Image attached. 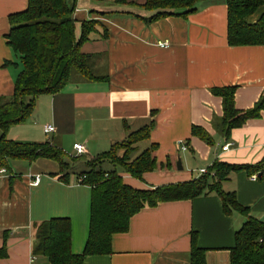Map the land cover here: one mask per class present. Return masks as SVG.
Masks as SVG:
<instances>
[{"label": "crops", "instance_id": "1", "mask_svg": "<svg viewBox=\"0 0 264 264\" xmlns=\"http://www.w3.org/2000/svg\"><path fill=\"white\" fill-rule=\"evenodd\" d=\"M139 1V5L130 4L137 10L127 12L108 10L111 4L118 5L117 0H110L108 7L78 0L76 38L81 36L83 21L101 23L82 52L100 55L97 71L108 76V81L74 80L56 95L39 96L32 115L12 126L8 139L23 144L52 142L69 163L76 157L72 156L74 145L82 144L87 153L81 158L86 157L84 166H88L125 142L130 133L155 121L150 138L143 142L149 141V148L158 144L155 156L160 168L142 180L118 168L124 182L135 189L191 181L216 162H261L264 112L233 130L226 141L214 129L223 106L212 90L235 86L236 108H253L264 97V46L228 45L225 0H211L193 14L152 24L143 19L155 12L142 7L145 0ZM27 7L28 0H0V97L13 95L22 70L6 39L9 17ZM263 15L264 7L249 22L256 23ZM48 125L56 132L46 135ZM193 127L204 128L214 144L192 136ZM2 134L0 130V138ZM6 169L0 180V250L6 245L8 257L0 264H50L32 253L37 238L34 226L56 218L71 221L72 253L81 254L89 235L92 189L77 183L78 173L70 169L64 182L58 162L47 159L9 160ZM36 176L40 182L33 185ZM223 189L235 192L251 215L264 221V181L245 172L233 173ZM245 221L239 214L226 216L216 195L147 207L131 219L128 233L114 236L111 255L92 256L84 264H191L192 233L197 234L198 247L206 250V264H230L235 234Z\"/></svg>", "mask_w": 264, "mask_h": 264}, {"label": "trees", "instance_id": "2", "mask_svg": "<svg viewBox=\"0 0 264 264\" xmlns=\"http://www.w3.org/2000/svg\"><path fill=\"white\" fill-rule=\"evenodd\" d=\"M209 1L145 0L142 7L155 14L143 20L152 24L171 16L185 17L197 12L200 4ZM77 2L28 0L25 11L9 17L11 29L6 39L22 70L16 79L13 95L0 97V130L3 133L0 138V169L8 168L9 160L32 163L47 159L58 162L64 182L70 176L68 171L71 163L66 162L63 150L52 142L18 143L8 139L7 133L12 126L25 122L32 115L39 96L56 95L74 80L108 81V76H101L97 71L100 55L82 52V46L90 41L101 23L97 20L83 21L81 36L77 39L74 17ZM225 2L228 8V45L264 46V15L256 23L249 22L264 7V0ZM236 91L235 86L212 90L214 95L222 99L223 106V116L215 119L214 129L226 141L231 139L233 130L241 128L249 120L260 118L264 112V97L253 108L238 110ZM155 125V121H152L143 129L130 133L125 142L114 145L108 152L89 162L88 171L78 174L77 183L92 189L89 235L84 251L81 254L72 253L71 221L56 218L34 226L37 233L32 250L34 256L43 257L50 264H84L92 256H109L113 253L114 236L128 233L131 219L143 209L216 195L222 201L226 216L239 214L246 218L235 234L236 243L230 251V264H264V221L253 217L250 208L239 202L235 192L223 189V183L233 173L245 172L250 178L256 176L257 180L264 181V159L255 165L216 162L207 174L194 180L152 189H135L124 182L118 168L139 180L160 168L155 156L158 144H152L133 157L138 144L150 138ZM192 136L208 145L214 144V138L202 127H193ZM105 162L111 163L114 169L104 170ZM7 257V246L4 245L0 250V260ZM191 264H206V250L198 247L196 233H192Z\"/></svg>", "mask_w": 264, "mask_h": 264}, {"label": "rangeland", "instance_id": "3", "mask_svg": "<svg viewBox=\"0 0 264 264\" xmlns=\"http://www.w3.org/2000/svg\"><path fill=\"white\" fill-rule=\"evenodd\" d=\"M109 1L110 0H82V4H85V5H90V6H94L95 4H101V5H105L106 7H108V4H109ZM132 1H135V2H132ZM140 1L139 0H125V2H119V3H117L118 5H116V4H111V7H109L110 9H108V10H116V9H118V8H122L124 11H134V10H137V9H135L133 6H131L130 4H137V5H139L138 3H139ZM121 4H126L124 7L125 8H123V6L122 7H120L119 5H121ZM149 141H146V142H143L142 144H140L139 146H138V148H139V150H138V152L136 153V155L135 156H138L140 153H142L144 150H146L147 148H149ZM123 152H121V154H122ZM68 154V153H67ZM69 156H70V154H68ZM73 157H75L76 156V154L75 153H73V155H72ZM80 159L79 160H77L76 162H70L71 164H72V168H71V170H70V172H75V173H80V172H82V171H84V170H87V169H89V167L88 166H84V160H85V156L83 157V158H81V157H79ZM79 164V166H77ZM83 165V168H85L84 170H83V168L81 167ZM103 169L104 170H111V169H114V167H113V165L111 164V163H108V162H105L104 164H103ZM186 172V171H185Z\"/></svg>", "mask_w": 264, "mask_h": 264}, {"label": "built area", "instance_id": "4", "mask_svg": "<svg viewBox=\"0 0 264 264\" xmlns=\"http://www.w3.org/2000/svg\"><path fill=\"white\" fill-rule=\"evenodd\" d=\"M162 46H166L165 44ZM44 132L46 135H50L56 132V129L54 126L52 125H48L44 127ZM183 150H186V146L183 143H180ZM74 150H75V154L76 157H82L83 155H85L87 153L86 147L82 144H75L74 145ZM8 173L6 168H1L0 169V180L2 178L3 175H6ZM207 174V170H203L201 171V175ZM254 179H257L256 176H253ZM40 182V176H36L34 182L32 183L33 185H37Z\"/></svg>", "mask_w": 264, "mask_h": 264}, {"label": "water", "instance_id": "5", "mask_svg": "<svg viewBox=\"0 0 264 264\" xmlns=\"http://www.w3.org/2000/svg\"><path fill=\"white\" fill-rule=\"evenodd\" d=\"M178 164H179V166H181V162H180V161H179V163H178ZM180 168L182 169V167H180Z\"/></svg>", "mask_w": 264, "mask_h": 264}]
</instances>
